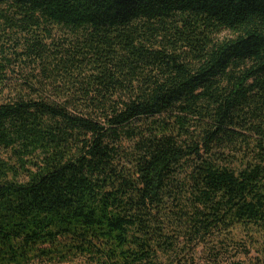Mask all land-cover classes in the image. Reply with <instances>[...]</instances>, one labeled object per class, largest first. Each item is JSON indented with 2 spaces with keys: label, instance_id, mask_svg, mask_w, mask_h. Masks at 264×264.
I'll list each match as a JSON object with an SVG mask.
<instances>
[{
  "label": "trees",
  "instance_id": "obj_1",
  "mask_svg": "<svg viewBox=\"0 0 264 264\" xmlns=\"http://www.w3.org/2000/svg\"><path fill=\"white\" fill-rule=\"evenodd\" d=\"M68 262L264 264V0H0V264Z\"/></svg>",
  "mask_w": 264,
  "mask_h": 264
},
{
  "label": "rangeland",
  "instance_id": "obj_2",
  "mask_svg": "<svg viewBox=\"0 0 264 264\" xmlns=\"http://www.w3.org/2000/svg\"><path fill=\"white\" fill-rule=\"evenodd\" d=\"M223 35H229L227 33H224ZM35 264H50V263H35ZM55 264H79L78 262H68V263H55Z\"/></svg>",
  "mask_w": 264,
  "mask_h": 264
}]
</instances>
